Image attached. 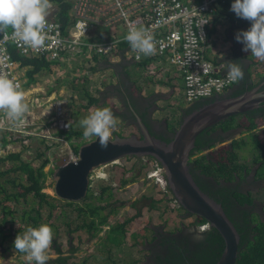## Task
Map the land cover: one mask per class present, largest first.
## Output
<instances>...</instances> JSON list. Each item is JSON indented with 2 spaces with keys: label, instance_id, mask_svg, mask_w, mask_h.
<instances>
[{
  "label": "trees",
  "instance_id": "16d2710c",
  "mask_svg": "<svg viewBox=\"0 0 264 264\" xmlns=\"http://www.w3.org/2000/svg\"><path fill=\"white\" fill-rule=\"evenodd\" d=\"M50 2H55L57 5V9L51 17L58 20L63 28H66L69 23L68 13L72 1L50 0ZM8 49L11 56L21 65L32 64L35 69L46 65L45 57L23 56L18 53L12 44H8ZM93 56L94 54L91 58ZM262 75H264V71L261 72L260 76ZM246 80L248 83H246L247 88L255 84V82H251L247 78ZM240 90L242 89L238 91ZM109 91L110 88L104 90V95L108 94ZM85 93L82 91L80 95L83 99H86V103L81 104V106L87 108L97 103L98 96L85 95ZM240 117L241 120H239ZM263 120L264 100L256 108L232 115L202 130L195 139L194 150L191 152L189 159V167L191 164V168H201L205 173L211 174L215 178L220 176L233 177L235 172L241 173L242 168L246 167L242 160V158H245L242 150L246 145H251L248 150H250L253 161H257L258 169L261 165L264 166V127L256 129ZM79 122L74 123L71 120L70 129L65 131L67 137H84L83 129ZM176 124L175 122L172 125L175 126ZM217 126L224 129L229 127L240 128V133L238 136H234L230 145L222 148L218 151L219 153L217 152L218 155L214 156L216 157L214 160H211L201 149L205 142L200 140L204 132H210ZM81 141L83 140L81 139L74 143L75 151L78 147L77 144ZM46 161L44 159L39 165L35 166L30 161L23 160L18 151H7L4 155H0V249L3 250L0 256L6 254L8 250H13L15 237L18 234H22L27 227H38L41 224H48L53 229V242L50 249H53V253L56 255L52 256L47 264H94V262L88 261L86 257L79 259L77 262L68 261L70 254H65L57 241L59 224L55 220L61 219L59 223L67 225L65 228L66 232H84L89 240L94 238L96 248L102 252L107 251L106 258L111 260L109 264H115L112 255L114 256L115 252L120 255V248L128 244V238L130 236L134 237V233H131L129 226L132 218H114L117 208L113 205L115 194L112 186L107 182H99L93 186L95 183L91 180L87 194L82 199L78 201L61 199L43 190L47 175L51 172V169L46 171L43 168ZM263 166L261 167L264 169ZM191 173L193 176L194 172L191 171ZM263 174L264 170L261 172V175ZM233 195L241 199V201L249 200L242 192H234ZM215 199L219 201L218 198ZM155 200L157 199H152L149 203L150 208H158ZM168 200L174 201V198L170 196ZM219 202H221L228 215V211L224 207V201L220 199ZM21 204L24 205L19 206ZM108 206H110V209H108ZM178 207L182 208L181 206ZM16 214L19 216V221L14 218ZM72 215H75L76 219ZM228 217L231 219L229 215ZM202 221H205V219L195 215V223ZM232 222L239 233L238 254L235 264H264V221L259 218L252 219L250 222L253 226L246 219L244 222ZM204 233L209 240L214 241V247L207 246L196 249V252H194L196 261L198 264H215L224 246L223 238L219 231L212 226H209ZM77 235L80 238V233ZM67 242L72 244L71 239L67 240ZM71 244L66 249L70 253L76 250ZM168 250L169 253L167 255L169 258H167L166 262L177 264V261H179L177 253L181 252L176 251L173 247H169ZM18 254L21 255L22 253L18 252ZM188 260L191 264L194 261L190 257ZM23 264H26V261H23ZM125 264L141 263L138 260L136 263L134 258L131 262Z\"/></svg>",
  "mask_w": 264,
  "mask_h": 264
},
{
  "label": "built area",
  "instance_id": "2783aa9c",
  "mask_svg": "<svg viewBox=\"0 0 264 264\" xmlns=\"http://www.w3.org/2000/svg\"><path fill=\"white\" fill-rule=\"evenodd\" d=\"M71 1L69 23L66 28L48 15L47 26L44 29L46 39L40 49L28 48L25 51L13 38L11 28L4 34L0 33V74H6L19 85L21 83L20 75H15L13 72L25 68L11 56L8 44H12L19 54L45 57L58 70L64 72L66 66H71L72 62L83 60L82 56L86 52V55L91 52L86 57L89 61L93 54L103 55L108 60L114 61L119 59L121 52L127 53L134 61L139 62L148 57L160 58L173 63L181 74L183 79L181 100L184 105L221 94L236 82L227 78V70L220 71V66L209 58L207 50L209 45L207 34L213 20L212 14L219 5L229 0ZM54 9L56 3H52L48 12ZM132 24L147 28L153 35L154 54L150 56L140 54V58L137 59V52L133 51L125 40L129 26ZM84 60L83 71H87L90 62ZM103 75L100 74L99 78ZM61 98L63 99L53 100L54 97L47 99V106L52 108L50 126L43 129L30 117V112L37 111L33 108L34 97L28 95L26 103L29 105V111L16 121H6V116L3 115L0 129L6 128L12 135L20 136L24 143L31 137L39 136L41 137L39 139H44L48 143V146L54 145L66 149L67 160L75 158L76 151L72 148V139L65 133L70 129L68 113L63 105L65 97L61 96ZM52 128L56 130L54 133ZM151 159L145 177L154 178L161 189L171 195L161 165L155 158ZM47 165L43 167L46 171L55 168L51 159ZM196 226L199 229H207L209 223L202 221Z\"/></svg>",
  "mask_w": 264,
  "mask_h": 264
},
{
  "label": "crops",
  "instance_id": "0c3cea01",
  "mask_svg": "<svg viewBox=\"0 0 264 264\" xmlns=\"http://www.w3.org/2000/svg\"><path fill=\"white\" fill-rule=\"evenodd\" d=\"M233 2L234 0H229L226 4L219 5L217 10L212 14L213 20L209 25L207 34L209 40L207 48L208 56L214 63L220 66V71L227 70L226 63L228 61L240 62L244 69V77L256 83L260 79L261 72L264 71V61L251 56L250 50L248 52L243 51V44L237 42L235 39L236 33L241 30L249 29L251 22L238 18L235 13L231 11V4ZM50 15L52 16L53 13ZM86 53H84L82 57L88 61L89 59L86 57L89 56L91 52H89V55H86ZM91 60H93L94 64H91L87 71H83L84 59L72 62L74 69L79 70L76 72V75L67 71L58 70L56 66L47 59L46 65L41 68L35 69L32 64H27L23 65L25 69H16V71L13 72L15 75H20V86L25 95V102L26 96L32 95L34 97L35 103L33 104V108L38 114V116H35L34 122L39 124L41 128L44 129L52 123V108L47 106L48 98L54 97L53 100H61L63 99L61 95L64 96L66 98L63 100L64 109L67 113L70 112V119L74 123H77L80 119L76 112L80 111L81 108L90 110L98 107L110 108L112 98L117 97L118 94L116 91H109L108 94L104 95V90L107 88L120 89V86L124 89L122 86L123 78L129 80V88L133 94L146 98L153 94H158V96L154 98L156 101L151 111V118L155 121H162L168 126H171L176 122L172 120L179 118L180 112L176 114V111L179 109L182 112V109L187 106L184 104L180 105V100L183 97V79L176 66L171 62L154 57H148L140 62L134 61L127 53L123 54V52H121L119 59L114 61H110L102 55H94ZM117 62H120L121 66L115 69L113 64ZM147 66L149 67L147 68ZM102 73L104 75L99 78V75ZM151 79H160L161 81L151 83ZM82 91L84 93L86 92L85 95L98 96L99 99L97 103L87 108L81 106V104L86 103V99L80 96ZM169 102L176 104L175 108L177 109L174 108L173 113L167 111V108L172 106ZM163 103H167V107L163 106ZM110 109L117 117V111L112 108ZM3 115L6 116V121H16L10 119L6 113L2 111H0V120ZM87 115L88 114L82 115V117L84 118V116L86 117ZM44 119L45 121L41 123ZM123 124L128 125L125 122ZM126 129L130 133L134 131L130 130L129 127ZM126 129L118 123L113 131L122 130L121 134L127 135ZM55 131L56 130L52 128V132L54 133ZM0 134L9 138L13 136V139H19L20 143H24L20 136L12 135L11 131H8L6 128L0 129ZM39 138V136H36L29 140H37ZM79 138L81 139L82 137ZM50 177V174L47 175V179H50ZM123 184L127 188L133 187L135 181L131 179V181L127 180ZM79 233L81 232H78V234ZM90 240L92 241H89V239L81 240L80 245H82V243L87 244V242L91 245L95 241L94 238ZM74 242H76V235L74 236ZM69 244L71 243L67 242V245ZM65 248L66 247H62L63 250ZM52 251L53 249L49 250V256L53 253ZM64 253L67 254L68 250H64ZM22 259L21 257V260Z\"/></svg>",
  "mask_w": 264,
  "mask_h": 264
},
{
  "label": "water",
  "instance_id": "95a60500",
  "mask_svg": "<svg viewBox=\"0 0 264 264\" xmlns=\"http://www.w3.org/2000/svg\"><path fill=\"white\" fill-rule=\"evenodd\" d=\"M259 84L257 82L237 95H214L202 104L182 111L169 140L153 134L139 116L140 135L134 132L111 135L106 149L100 147L96 137L85 139L78 144L75 158L66 160L52 170L49 182L53 194L64 200L78 201L87 194L91 174L98 166L124 156L153 157L161 165L167 186L177 204L186 213L204 218L222 236L224 246L215 264H235L239 233L221 202L196 183L190 171L189 159L199 132L232 115L257 107L264 100V88L258 89Z\"/></svg>",
  "mask_w": 264,
  "mask_h": 264
},
{
  "label": "rangeland",
  "instance_id": "374dc122",
  "mask_svg": "<svg viewBox=\"0 0 264 264\" xmlns=\"http://www.w3.org/2000/svg\"><path fill=\"white\" fill-rule=\"evenodd\" d=\"M103 57L106 58V56ZM78 71L79 70H76L74 68L71 69V73L74 72L76 73ZM150 81L151 83H156L157 81H161V80L151 79ZM111 102L112 104L110 108L114 110H119L122 106L120 103L119 96L112 98ZM182 102L183 101L180 100V105L182 104ZM166 104L167 103H163L162 105L166 106ZM169 104H171L172 106L170 108H167V111L173 113L176 104L170 102ZM89 111L90 109L81 108L79 111L80 113H77L79 119L81 120L83 118L82 115L89 114ZM179 112L181 114V110L178 109L176 111V114H179ZM29 114L30 117L33 118V120H35V116H38L37 112L33 113V111L30 112ZM69 114L70 112H68V117ZM180 114L178 117H180ZM117 117L119 118L118 123H120L124 129L129 127L130 130L135 131L136 126L123 124L124 121L119 116ZM239 120H241V117L239 118ZM44 121L45 119L41 121V123ZM172 121H177V119L175 120L173 119ZM69 122L71 123V119H69ZM262 127H264V120L262 121V123L260 122L258 124L256 129ZM121 131L122 130H118L116 132L112 131V135L118 133L121 134ZM126 131L128 135L130 132L127 129ZM137 131L138 130L136 129V132ZM239 133H240L239 131L235 132L234 136H238ZM29 139L26 143H20V140L13 139V136L9 138L7 136L0 134V155H4V153H6L7 151H11V152L18 151L23 160L30 161L35 166L39 165L41 161H43L44 159L47 160L48 158V162L45 164L46 167L48 166L47 164L49 163L50 159L52 160L54 167L67 160L68 152L66 149H61L59 147H55L54 145L48 146V143H46L44 139H37V140H33V139L29 140ZM71 139H72L71 145L73 148L74 143L76 141H80L81 139L84 140L85 138L80 139L79 137L78 138L76 137ZM225 146L226 145L224 144L221 145L219 151ZM249 148H251V145H246V147L243 148L242 150L245 154V158H242V160L244 161L245 166L247 168L254 167L258 164L257 161H253L250 150H248ZM151 160H152L151 157H147L145 159L144 157L124 156L117 159L116 161L98 166L92 172L91 180L93 183H95L93 186H95L99 182L102 183L107 182L112 186L113 192L115 194L114 197L115 201L113 205L115 206V208H117L114 218H123V217L132 218L130 220L129 226L131 233L132 232L134 233L133 235L134 237L130 236L128 238V244L120 248V252H121L120 255H118L116 252L114 256L112 255L115 264L129 263L134 258L136 259V263L138 260L139 263L142 264L143 262L144 264H146V260H144V255L147 254L146 253L147 251L143 250V247L144 244L146 243L145 240L148 242V240H150L151 237L153 236L152 235L153 231L152 229L150 230L152 225L158 226L165 231H174L181 226H185L186 228H193L192 222L194 219V215L188 216V214H186V211H184V209L179 208L177 206L176 202H174L173 200L169 201L168 198H170L172 194L170 195V193H165L161 189V186H159V184L156 183L154 178L145 177L147 173V169L149 167L148 164L150 165ZM261 166L257 171V174L260 175L261 172L264 170ZM131 179L132 180L134 179L135 181L133 187H128V188L125 187L123 183L126 182L127 180L131 181ZM123 180L125 181L123 182ZM51 186L52 185L50 184L49 179H46V184L43 187V190L53 194ZM254 195H256L258 199L262 201L264 200V190L262 189L257 190ZM152 199H157L155 200V202L158 205V208L149 207V203L152 201ZM22 205L24 204H21L19 206ZM108 209H110V206H108ZM72 217L75 218V215L74 216L72 215ZM14 218L16 221H19V216H17V214L15 215ZM60 221L61 219L55 220V222L59 224V228H58L59 233H58L57 241L59 242L61 247L67 248L68 245L66 241L71 239L73 240L72 246L76 248V250H74L72 253L70 252L67 253L70 254L68 261L77 262L79 259L86 257L88 261H92L94 262V264L110 263L111 260H108L106 258L107 251L102 252L101 250L97 249L95 243H92L93 246L92 244L90 245L89 242H87V244L82 243V245H80L81 240L88 239L86 234L82 232L80 233V238H78L77 232H71V233L66 232L67 230L65 228L67 225L65 223L60 224L59 223ZM75 235H76V242H74ZM66 248L64 250H66ZM1 253L2 250L0 249V255ZM7 255L8 254L6 253L0 256L1 264H23L22 261H25L24 254H21L20 257L16 260H9V261L7 259ZM55 255H56L55 253H51L50 257ZM21 257L23 258L22 260ZM104 259H106V261H104Z\"/></svg>",
  "mask_w": 264,
  "mask_h": 264
},
{
  "label": "clouds",
  "instance_id": "9594fccd",
  "mask_svg": "<svg viewBox=\"0 0 264 264\" xmlns=\"http://www.w3.org/2000/svg\"><path fill=\"white\" fill-rule=\"evenodd\" d=\"M52 3L50 0H0V33L4 34L11 28L13 38L25 51L28 48L40 49L46 39L44 29L47 26V17H51L50 14L56 10L48 12ZM231 11L238 18L251 22L249 29L238 31L235 35L237 42L243 44L242 50H250L251 56L264 61V0H234ZM125 40L137 52V59L140 54L150 56L155 53L154 37L147 28L130 25ZM89 62L90 65L94 64L93 60ZM72 68V64L66 66L65 71L71 72ZM226 68L229 80L235 82L243 79L244 69L240 62L228 61ZM0 111L12 120H19L29 111L21 86L6 74H0ZM118 122L119 118L110 108L98 107L90 110L79 123L85 138L96 137L100 147L106 149ZM189 215H194L195 219V214ZM52 242L53 229L48 224H41L38 227L29 226L22 234H18L14 240V248L24 254L26 264H47L51 258L48 252Z\"/></svg>",
  "mask_w": 264,
  "mask_h": 264
},
{
  "label": "flooded vegetation",
  "instance_id": "af4514ba",
  "mask_svg": "<svg viewBox=\"0 0 264 264\" xmlns=\"http://www.w3.org/2000/svg\"><path fill=\"white\" fill-rule=\"evenodd\" d=\"M120 66V62H117L115 65L113 64L115 69L120 68ZM258 82L260 83L258 89H263L264 75L260 76ZM246 83V78L236 81L221 94L225 93L227 95H237L242 93L248 89L246 87L248 83ZM122 86L124 89L120 86L121 90L117 88H110V91L117 92L122 105L119 110H115L117 111V115L128 125L136 126L138 131L136 132L135 129L133 132L137 133L138 135H140V128L138 125L137 116H139L142 121H144L149 126V129L153 134L164 140L170 138L174 126H168L162 121H155L151 118L152 107L155 105L154 102L156 101L154 98L157 97L158 94H153L147 98L133 94L129 88V80L125 78L122 79ZM239 89L242 90L238 91ZM119 90L120 92L118 93ZM206 100L207 98L195 100L188 107H186V109L183 108L182 111L196 107ZM177 120H179V118ZM237 131H240V128L238 129L236 127H229L224 129L220 126H217L210 132H204L203 135H201L200 141L205 142V144L201 146V149L207 154V156H209L211 160H214V158H216L214 155L219 151L221 145H230L234 139V134ZM193 150L194 149H192V151ZM191 166L192 165L190 164V168ZM191 171L194 172L193 178L194 180L196 179L195 181L201 189L212 195L213 198L215 197L218 198L219 201L220 199L224 201V207L227 209V213L231 217L232 221L244 222L246 219L248 222H250L252 219L258 218L264 221V200L262 201L258 199L256 195H254L257 190H264V174H257V165L249 168L243 167L241 173L235 172L233 177L220 176L215 178L213 175L205 173V171L198 167L191 168ZM234 192H242L248 197L249 200L241 201V199L233 195ZM188 216L191 215L188 214ZM194 221L195 219H193L192 222L193 228L181 226L174 231H165L158 226L152 225L153 236L149 242L145 240L146 243L143 247V250L147 251V254L144 255L146 264H170L166 262L167 258H169L167 255L169 253V247H173L176 251L181 252H176L179 257L177 264H191L188 258L190 257L194 260V252H196V249L207 246L214 247V241L209 240L207 235L204 233L206 229H199ZM250 225L253 226L251 222ZM7 254L8 261L16 260L20 257L15 248H13L11 251L8 250ZM142 264L144 263L142 262ZM192 264H198L196 257Z\"/></svg>",
  "mask_w": 264,
  "mask_h": 264
}]
</instances>
